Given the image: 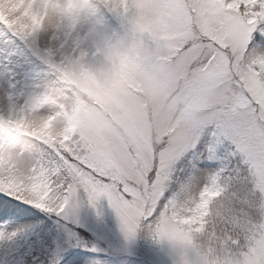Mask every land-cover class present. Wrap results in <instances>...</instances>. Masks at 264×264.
Listing matches in <instances>:
<instances>
[{"label":"rangeland","instance_id":"rangeland-1","mask_svg":"<svg viewBox=\"0 0 264 264\" xmlns=\"http://www.w3.org/2000/svg\"><path fill=\"white\" fill-rule=\"evenodd\" d=\"M0 264H264V0H0Z\"/></svg>","mask_w":264,"mask_h":264}]
</instances>
